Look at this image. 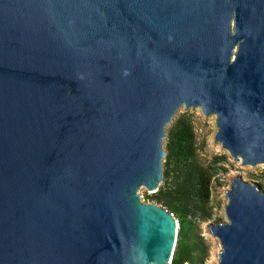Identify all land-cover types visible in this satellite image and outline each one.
Here are the masks:
<instances>
[{
  "label": "water",
  "instance_id": "95a60500",
  "mask_svg": "<svg viewBox=\"0 0 264 264\" xmlns=\"http://www.w3.org/2000/svg\"><path fill=\"white\" fill-rule=\"evenodd\" d=\"M264 163V0H0V264H168L145 202L180 107ZM216 264H264V188L232 176Z\"/></svg>",
  "mask_w": 264,
  "mask_h": 264
},
{
  "label": "trees",
  "instance_id": "16d2710c",
  "mask_svg": "<svg viewBox=\"0 0 264 264\" xmlns=\"http://www.w3.org/2000/svg\"><path fill=\"white\" fill-rule=\"evenodd\" d=\"M164 151V185L146 197L166 207L178 221L171 264H203L207 247L197 223L210 215L212 175L197 160L195 133L188 113L175 115L167 125Z\"/></svg>",
  "mask_w": 264,
  "mask_h": 264
},
{
  "label": "rangeland",
  "instance_id": "374dc122",
  "mask_svg": "<svg viewBox=\"0 0 264 264\" xmlns=\"http://www.w3.org/2000/svg\"><path fill=\"white\" fill-rule=\"evenodd\" d=\"M181 113L190 115L195 133L197 160L212 175L208 203L210 215L208 218L198 221L197 231L202 236L207 247L203 264H216L217 251L220 246L218 240L210 234L206 225L212 222L226 221L222 208L226 202L223 189L228 185L230 178L235 175L241 176L246 181L261 183L264 188V163H259L255 166H238L227 152L220 149L218 143L212 144L211 135L216 130L214 116H206L204 118L199 110L184 109L183 106L177 110L175 115ZM164 144L165 138L163 139V148ZM164 160L165 158L163 157L162 166ZM166 181L170 183L169 180ZM162 185H164V178L160 183V186ZM138 194L143 201L154 202L147 199L146 195H149L150 192L144 187L139 188Z\"/></svg>",
  "mask_w": 264,
  "mask_h": 264
},
{
  "label": "built area",
  "instance_id": "2783aa9c",
  "mask_svg": "<svg viewBox=\"0 0 264 264\" xmlns=\"http://www.w3.org/2000/svg\"><path fill=\"white\" fill-rule=\"evenodd\" d=\"M168 264H171V262H170V263H168Z\"/></svg>",
  "mask_w": 264,
  "mask_h": 264
}]
</instances>
